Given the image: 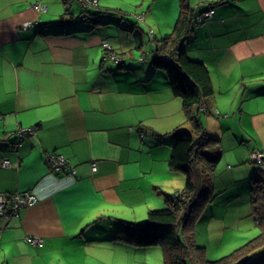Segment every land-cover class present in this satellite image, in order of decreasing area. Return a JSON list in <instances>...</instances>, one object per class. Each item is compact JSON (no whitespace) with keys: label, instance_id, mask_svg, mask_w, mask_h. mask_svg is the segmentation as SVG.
Here are the masks:
<instances>
[{"label":"crops","instance_id":"1","mask_svg":"<svg viewBox=\"0 0 264 264\" xmlns=\"http://www.w3.org/2000/svg\"><path fill=\"white\" fill-rule=\"evenodd\" d=\"M191 2L196 13L214 2L213 16L182 43L211 75L205 105L219 112L217 132L207 129L220 138L221 156L225 134L233 135L244 163L250 149L264 151V0ZM98 3L89 20L77 18L78 0H0V194L38 196L20 216L0 217V264H108L97 259L140 248L115 238L119 219L138 220L185 186V174L170 166L169 143L170 132L187 126L185 111L153 60L180 0ZM112 5L127 17L102 11ZM31 126L36 133L20 140L18 129ZM54 151L76 172L51 169Z\"/></svg>","mask_w":264,"mask_h":264},{"label":"trees","instance_id":"2","mask_svg":"<svg viewBox=\"0 0 264 264\" xmlns=\"http://www.w3.org/2000/svg\"><path fill=\"white\" fill-rule=\"evenodd\" d=\"M63 1L69 4L73 0ZM213 5L214 2L196 13L191 0H180V13L172 32L163 36L159 42L155 41L154 63L166 70L170 86L174 94L181 98L186 115L187 126L170 132L169 142L172 147L170 166L185 174V186L175 193H167L165 206L150 209L147 220L119 219L116 229L115 238L127 243L143 247L163 245L166 264H252V261L247 260L254 255L259 254L264 258V194L261 195V192L256 194L253 205L255 220L262 227L258 236L214 260L206 258L205 247L195 241L196 220L204 204L214 196L212 174L222 151L220 138L211 135L203 123L204 114L210 113L205 102L214 94L209 69L203 61L190 57L182 43L195 26L211 17L198 21V16L213 9ZM82 6V17L77 18L96 20L98 12L95 14L92 10L98 6L89 9ZM150 29L149 36L153 39V29ZM111 53L113 51L107 54ZM165 55L168 57L164 58ZM218 112L215 110V114ZM31 127L37 129L36 126ZM18 134L22 140L34 133L22 138L20 132ZM251 160L257 163L253 182L259 183L262 189L264 161L260 163Z\"/></svg>","mask_w":264,"mask_h":264},{"label":"rangeland","instance_id":"3","mask_svg":"<svg viewBox=\"0 0 264 264\" xmlns=\"http://www.w3.org/2000/svg\"><path fill=\"white\" fill-rule=\"evenodd\" d=\"M104 8L105 10H102L106 11L104 13L113 12L112 16L116 19L120 15L127 17L124 14L125 11L119 9V5ZM179 13L178 8L177 14ZM99 14L101 15V13ZM130 19L133 22L136 21L134 18ZM147 26L150 27L148 24ZM203 123L206 128L217 132V115L215 113L204 114ZM210 134L213 135L212 133ZM235 143L233 135L225 134L222 142L225 150L216 163L212 174L214 196L204 204L200 217L195 224V241L205 247V256L211 260L220 259L234 251L258 236L262 230L260 224H257L255 220L253 205L256 194L258 195L261 192V195H263L264 188L261 189L258 185L259 183L253 182V177L256 173L254 168H257V163L250 158L253 149L247 151V163H240L238 155L232 150ZM243 164L245 167H240ZM250 167H252L254 173H251ZM250 173L252 175L246 176V174ZM238 179L242 180L238 181ZM163 206L165 205L155 208ZM147 218L146 215L140 219L138 218V221L147 220ZM134 249H115L110 252L109 261L104 258L97 260H103L108 264H166L163 245L161 244L146 247L140 246L137 250ZM258 257L259 259H257ZM251 261L252 264H264V258L259 256V254L247 260V262Z\"/></svg>","mask_w":264,"mask_h":264},{"label":"built area","instance_id":"4","mask_svg":"<svg viewBox=\"0 0 264 264\" xmlns=\"http://www.w3.org/2000/svg\"><path fill=\"white\" fill-rule=\"evenodd\" d=\"M80 1L86 8L89 7H97L98 0H78ZM32 6L37 8L40 11H45L47 9V5L42 4L40 2L32 3ZM214 13L213 9L206 10L202 12L198 16V21H202L203 19L212 16ZM32 21H27L23 24L24 27H28L32 25ZM105 47L112 48L108 41L104 42ZM168 56L165 55L164 58ZM110 58L120 60L119 56L111 53ZM19 132L22 137H25L27 134L36 133V128L33 127H20ZM250 157L258 162L264 161V151L255 149L251 151ZM47 161L54 171L63 172L67 171L69 173H75L76 168L73 166L69 159L62 153L51 152L47 156ZM3 165L10 166L12 165V161L9 158L3 159ZM93 170H97L98 165L97 162L92 163ZM38 200V196L31 190L23 191V192H15L11 194H0V217L13 218L19 216L21 210L29 205L36 203ZM27 240L35 245H40L44 243V238L41 236H29Z\"/></svg>","mask_w":264,"mask_h":264}]
</instances>
